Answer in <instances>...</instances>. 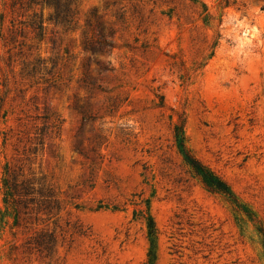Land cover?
Instances as JSON below:
<instances>
[{"label": "rangeland", "instance_id": "374dc122", "mask_svg": "<svg viewBox=\"0 0 264 264\" xmlns=\"http://www.w3.org/2000/svg\"><path fill=\"white\" fill-rule=\"evenodd\" d=\"M0 211V264H264V0H0Z\"/></svg>", "mask_w": 264, "mask_h": 264}, {"label": "trees", "instance_id": "16d2710c", "mask_svg": "<svg viewBox=\"0 0 264 264\" xmlns=\"http://www.w3.org/2000/svg\"><path fill=\"white\" fill-rule=\"evenodd\" d=\"M53 1H56L58 3V0H53ZM180 145L184 150L183 140L181 141ZM185 155H186V158L189 161V163L196 169L198 174L202 175L207 182H213V178L208 175V173L204 170V168L201 166V164L195 158L190 156L188 153H185ZM1 220H2V216H1V211H0V222H1ZM155 233H156L155 224H154V221L151 220L150 235L154 236Z\"/></svg>", "mask_w": 264, "mask_h": 264}]
</instances>
